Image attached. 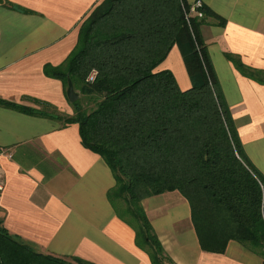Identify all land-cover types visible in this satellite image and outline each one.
<instances>
[{"label":"trees","instance_id":"obj_1","mask_svg":"<svg viewBox=\"0 0 264 264\" xmlns=\"http://www.w3.org/2000/svg\"><path fill=\"white\" fill-rule=\"evenodd\" d=\"M194 4L100 0L81 23L65 61L43 69L65 88L70 80L79 95L71 117L51 118L62 127L77 125L81 145L109 167L114 186L107 200L151 264L172 262L142 201L166 192H178L188 202L202 251L223 253L235 241L264 264V179L244 155L201 36L206 19L220 25L224 20L203 4L191 11ZM174 46L191 82L187 90L171 71L157 70ZM229 60L240 74L264 85V72ZM91 72L95 77L88 81ZM0 106L45 116L3 100ZM71 261L38 253L0 226V264H92Z\"/></svg>","mask_w":264,"mask_h":264},{"label":"crops","instance_id":"obj_2","mask_svg":"<svg viewBox=\"0 0 264 264\" xmlns=\"http://www.w3.org/2000/svg\"><path fill=\"white\" fill-rule=\"evenodd\" d=\"M99 2L0 0V100L45 115L0 106V149L10 155L0 156V226L34 251L60 259L151 264L107 200L114 186L109 167L81 145L77 125L62 127L51 118L71 117L73 107L63 82L43 69L65 61L81 23ZM200 2L224 20L220 25L206 19L202 40L244 155L264 179V85L240 74L229 60L264 72V0ZM157 70L171 71L181 90L191 87L176 46ZM142 207L172 264H263L261 256L235 241L223 253L202 251L189 204L178 192L145 198Z\"/></svg>","mask_w":264,"mask_h":264},{"label":"built area","instance_id":"obj_3","mask_svg":"<svg viewBox=\"0 0 264 264\" xmlns=\"http://www.w3.org/2000/svg\"><path fill=\"white\" fill-rule=\"evenodd\" d=\"M200 2L197 1L193 6H192V9L191 11H195L197 8L200 7ZM198 16L200 17L201 14L199 13ZM95 77V73L94 72H91L87 78L88 81H92ZM0 156H7V157H10V155H8V152L7 150H4V149H0ZM4 190V177H3V173H2V170H1V167H0V193L3 192Z\"/></svg>","mask_w":264,"mask_h":264},{"label":"water","instance_id":"obj_4","mask_svg":"<svg viewBox=\"0 0 264 264\" xmlns=\"http://www.w3.org/2000/svg\"><path fill=\"white\" fill-rule=\"evenodd\" d=\"M66 98L69 103H74L79 98V95L75 92L73 84L70 80L67 82Z\"/></svg>","mask_w":264,"mask_h":264},{"label":"rangeland","instance_id":"obj_5","mask_svg":"<svg viewBox=\"0 0 264 264\" xmlns=\"http://www.w3.org/2000/svg\"><path fill=\"white\" fill-rule=\"evenodd\" d=\"M171 58V57H170ZM171 62H172V64L174 65V67H175V69L177 68L176 66H175V64H176V60H175V58H172L171 59ZM262 77L264 78V75H262ZM178 79H179V81H181L180 79V76H178ZM182 82V81H181ZM83 103H84V101H83ZM67 262H72L71 260H66ZM73 263V262H72Z\"/></svg>","mask_w":264,"mask_h":264}]
</instances>
